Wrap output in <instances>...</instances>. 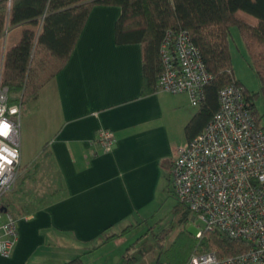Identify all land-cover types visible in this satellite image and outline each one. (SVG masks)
Listing matches in <instances>:
<instances>
[{
	"label": "crops",
	"instance_id": "obj_1",
	"mask_svg": "<svg viewBox=\"0 0 264 264\" xmlns=\"http://www.w3.org/2000/svg\"><path fill=\"white\" fill-rule=\"evenodd\" d=\"M121 15L119 7L96 6L66 67L24 106L21 174L30 201L19 204L17 187L8 195L18 237L0 264H68L79 257L91 264L113 243L126 259L127 233L171 186L179 147L191 140L186 127L200 107L187 93L143 95L142 46L116 43ZM27 28H12L9 46L0 40L1 71ZM105 129L116 143L104 153L96 137Z\"/></svg>",
	"mask_w": 264,
	"mask_h": 264
},
{
	"label": "trees",
	"instance_id": "obj_2",
	"mask_svg": "<svg viewBox=\"0 0 264 264\" xmlns=\"http://www.w3.org/2000/svg\"><path fill=\"white\" fill-rule=\"evenodd\" d=\"M96 6L121 8L116 23L118 46H142L145 96L160 91L158 83L165 70L161 47L168 32H187L213 77L205 86L199 112L186 127L191 140L219 111L220 91L233 84L243 89L264 130V114L257 106L259 99L264 100V0H0V40L8 27L29 26L19 43L7 52L4 68L0 69L1 86L9 89L10 105L26 106L38 100L42 89L68 64ZM234 28L239 30L261 81L259 92L249 90L235 77L230 44ZM181 208L187 217L188 208L183 204ZM195 238L200 240L195 247L189 244L168 253L167 262L161 255L155 264H187L194 253L236 257L250 249L248 243L231 239L220 230L203 229V239ZM68 264L84 263L79 257Z\"/></svg>",
	"mask_w": 264,
	"mask_h": 264
},
{
	"label": "built area",
	"instance_id": "obj_3",
	"mask_svg": "<svg viewBox=\"0 0 264 264\" xmlns=\"http://www.w3.org/2000/svg\"><path fill=\"white\" fill-rule=\"evenodd\" d=\"M12 2V0H10ZM164 73L158 87L171 94L187 93L200 107L212 80L199 49L185 31L168 32L161 47ZM9 89L0 78V255L10 257L17 242V221L5 198L21 175L22 104L10 105ZM219 111L193 140L179 147L170 181L179 202L205 226L250 249L236 257L194 253L187 264H264V130L243 89L235 84L219 93ZM104 153L115 134L99 130ZM203 239V230L198 232Z\"/></svg>",
	"mask_w": 264,
	"mask_h": 264
},
{
	"label": "rangeland",
	"instance_id": "obj_4",
	"mask_svg": "<svg viewBox=\"0 0 264 264\" xmlns=\"http://www.w3.org/2000/svg\"><path fill=\"white\" fill-rule=\"evenodd\" d=\"M7 30L9 32H5L3 39H6V46H9L17 32L10 27ZM230 44L236 79L241 81L249 90L259 92L261 89V81L251 66L245 44L237 28L232 30ZM257 106L260 113L264 114V100L262 98L257 102ZM23 179L24 176L21 174L16 183L17 189H21L22 191L21 195H18L19 200H21L19 204L23 203V199L30 201L27 196L24 197L25 186L22 184ZM40 188L43 189L44 187L40 185ZM43 194L44 191L40 193V195ZM8 209L11 214L17 215L16 210L12 206L10 208L9 205ZM150 213V216L147 217L144 223L140 222L134 230L127 233V240L131 244L125 250H128L129 257H135L137 259L134 264L157 262L158 257L161 255L162 261L167 262L168 253L184 249L189 244L195 247L200 242L195 237H197L198 232L202 231L205 226L190 211L186 217L181 208V203L174 194L172 186L169 189L168 187L166 188V193L158 199L153 208L150 209ZM113 244L115 245L97 251L91 257L90 263L129 264L126 259L117 256L116 244L118 243ZM108 254H112L110 258L106 256Z\"/></svg>",
	"mask_w": 264,
	"mask_h": 264
}]
</instances>
